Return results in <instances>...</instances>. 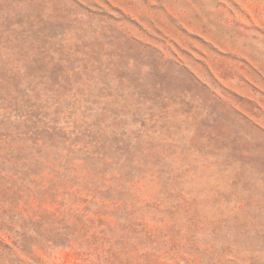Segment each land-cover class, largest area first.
Here are the masks:
<instances>
[{
    "label": "rangeland",
    "instance_id": "obj_1",
    "mask_svg": "<svg viewBox=\"0 0 264 264\" xmlns=\"http://www.w3.org/2000/svg\"><path fill=\"white\" fill-rule=\"evenodd\" d=\"M0 264H264V0H0Z\"/></svg>",
    "mask_w": 264,
    "mask_h": 264
}]
</instances>
